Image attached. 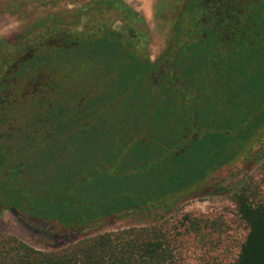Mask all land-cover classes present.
Listing matches in <instances>:
<instances>
[{"label": "trees", "instance_id": "1", "mask_svg": "<svg viewBox=\"0 0 264 264\" xmlns=\"http://www.w3.org/2000/svg\"><path fill=\"white\" fill-rule=\"evenodd\" d=\"M98 6L134 22L123 1ZM149 40L128 23L120 32L62 31L15 64L8 80L24 90L29 127L16 125L0 146V210L84 231L197 195L213 179L209 193L229 190L249 231L233 264H264L258 188L219 182L247 156L264 163V0H188L156 59ZM126 240L59 252L13 240L0 264H171L150 234Z\"/></svg>", "mask_w": 264, "mask_h": 264}, {"label": "rangeland", "instance_id": "2", "mask_svg": "<svg viewBox=\"0 0 264 264\" xmlns=\"http://www.w3.org/2000/svg\"><path fill=\"white\" fill-rule=\"evenodd\" d=\"M99 1L0 0V83L40 39L62 31L97 32L105 25L120 32L128 23L149 36V54L156 59L168 47L173 26L188 0H120L128 6L134 22L119 10L102 9ZM240 1L243 4L247 0ZM219 175L225 189L252 183L258 188L259 202L264 200V163L247 156ZM212 184L213 179L197 195L183 194L161 208L130 212L70 233L57 225L21 220L11 210L2 209L0 251L10 257L15 248L13 240L42 252H59L100 238L128 239L123 245L134 244L130 241L134 239L138 245L141 231L163 244L172 257L171 264H233L249 231L231 192L210 194Z\"/></svg>", "mask_w": 264, "mask_h": 264}, {"label": "flooded vegetation", "instance_id": "3", "mask_svg": "<svg viewBox=\"0 0 264 264\" xmlns=\"http://www.w3.org/2000/svg\"><path fill=\"white\" fill-rule=\"evenodd\" d=\"M10 75L0 83V146H8L13 137L11 132L16 125H23L24 131L29 127V107L20 105L25 94L21 90L14 89V83L8 80Z\"/></svg>", "mask_w": 264, "mask_h": 264}]
</instances>
